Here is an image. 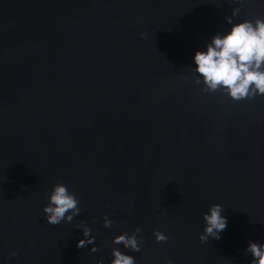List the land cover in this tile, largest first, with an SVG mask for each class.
I'll list each match as a JSON object with an SVG mask.
<instances>
[{"label":"water","instance_id":"water-1","mask_svg":"<svg viewBox=\"0 0 264 264\" xmlns=\"http://www.w3.org/2000/svg\"><path fill=\"white\" fill-rule=\"evenodd\" d=\"M235 8L233 24L264 17V0H0V264H111L113 248L136 264H252L264 96L204 93L194 72ZM57 183L81 212L51 225ZM217 203L227 227L202 242ZM83 224L96 239L79 248ZM137 227L139 252L113 243Z\"/></svg>","mask_w":264,"mask_h":264},{"label":"clouds","instance_id":"clouds-1","mask_svg":"<svg viewBox=\"0 0 264 264\" xmlns=\"http://www.w3.org/2000/svg\"><path fill=\"white\" fill-rule=\"evenodd\" d=\"M240 11V8H235L232 15L226 17L227 23L232 25L230 31L223 35L217 33L207 44V50L197 51L194 56V72L198 74L195 84L202 85L204 93L220 92L234 101L264 96V17L233 24V17L238 16ZM44 195L49 199L43 208L48 224L59 225L64 221L70 223L81 212L76 194L70 192L64 183H57L50 192L46 190ZM224 210V206L217 203L203 214L205 229L200 235L202 242L209 237L221 239L220 233L228 223L227 217L221 214ZM103 220L105 228L112 226L113 221L107 213ZM81 226L85 239L80 240L77 247L85 248L94 244L96 237L91 235L90 227L85 224L77 227ZM141 231L137 227L131 235L124 232L116 236L113 243L123 244L125 248L139 252L143 239L138 236ZM154 235L157 242H167L170 238L159 230ZM91 251L98 252L99 248L92 247ZM245 252L253 256L252 264H264V244L250 241ZM11 255L18 256L19 253L13 252ZM112 256L114 259L111 264H136L134 256L125 254L119 248L112 249ZM97 264L104 262L99 260ZM168 264H172V261H168Z\"/></svg>","mask_w":264,"mask_h":264}]
</instances>
